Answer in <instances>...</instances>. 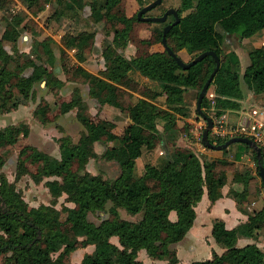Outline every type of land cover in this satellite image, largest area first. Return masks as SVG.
<instances>
[{
	"label": "trees",
	"instance_id": "obj_1",
	"mask_svg": "<svg viewBox=\"0 0 264 264\" xmlns=\"http://www.w3.org/2000/svg\"><path fill=\"white\" fill-rule=\"evenodd\" d=\"M21 1L31 12H38L49 0ZM120 1L50 0L52 11L49 19L60 20L68 13L77 15L79 9L88 5L92 20L100 22L109 11L112 14V35L111 42L105 44L101 51L103 68L92 73L76 65L73 72L87 83L89 96L99 104L126 109L133 119L154 123L160 118L162 128H141L142 142L129 139L138 144L136 150L133 145L129 148L124 144L105 148L102 156L116 158L120 166V173L114 179L106 180L91 174L85 169V164L95 155L92 145L95 141L113 137L112 123L92 121L80 88L74 87L71 96L61 100L57 107L61 113L76 110V117L83 127L78 141L73 142L67 135L59 137V157L29 144L19 148L17 157L18 174L30 172L26 163L33 164L35 169L30 174L35 181L47 178L45 184L53 197L66 194V200L73 203L72 207L63 206L68 211L66 220H61L60 210L52 204L27 206L0 172V254L9 252L11 264H68V255L89 243L94 244L93 250L83 254L80 264H143L137 258L141 249L149 258L167 259L171 264L177 262L171 245L181 240L190 228L195 217L194 207L203 193L206 192L211 202L221 196V188L226 182L221 167L228 161L203 159L176 143L179 130L175 114L184 115L188 110L184 104V90L192 87L199 91L215 65L213 57L207 55L188 68H182L165 49L149 51L151 43L161 42L165 23L161 27L154 26L151 36L144 38L140 24H151L152 21L139 20L136 14H126L120 7ZM177 11L181 18L166 33L168 46L178 56L179 50L185 49L190 57L183 61L191 60L204 50H214L220 57L219 68L201 102L205 112H209L211 98L215 114L239 108V99L243 95L241 81L256 93L264 91V44L248 51L249 61L243 72H240L236 53L231 49L225 51L223 47L226 34H235L243 39L264 27V0H180ZM22 22L23 16L16 13L10 15L0 28V96L13 106L17 105V97L19 100L32 98L38 81L51 87L64 84L51 72L56 59L51 37L36 41L37 60L18 51ZM218 23H224L226 30H217ZM94 36L93 31L79 30L64 34L62 43L66 48H75L76 54L81 56L93 46ZM6 42L10 44V51L6 49ZM128 43H132L136 51L127 58L118 50ZM133 69L158 80L160 88L154 89L138 82L131 76ZM211 88L214 96L209 94ZM134 92L140 96L132 101ZM163 94L166 108L156 103ZM43 104L37 105L35 114L44 111ZM19 132L15 125L1 127L0 144L16 143ZM22 134L26 135L27 131L22 129ZM160 134H163L169 150L163 164L156 166L147 162L144 172L135 176L130 165L141 156L140 147L144 145L149 154L156 149L162 151ZM226 139H217L216 143ZM236 144L240 151L234 154L235 159L251 149L242 142ZM260 147L264 165V149ZM252 157L258 173V161L253 150ZM3 163L0 155V168ZM139 182L143 185L142 193L138 189ZM170 187H174L173 191ZM231 194L238 205L245 197L244 191L231 190ZM107 202L111 203L107 218L99 223L88 220L89 212L102 210ZM119 208L131 213L141 210L142 213L138 219L130 220L119 215ZM171 211L175 213L173 219ZM250 220L264 221V207L254 211ZM257 228L258 224H248L236 231H228L222 220H215L211 234L225 248L224 252H213L209 259L187 264H264L254 244L235 245L238 236H255Z\"/></svg>",
	"mask_w": 264,
	"mask_h": 264
},
{
	"label": "rangeland",
	"instance_id": "obj_2",
	"mask_svg": "<svg viewBox=\"0 0 264 264\" xmlns=\"http://www.w3.org/2000/svg\"><path fill=\"white\" fill-rule=\"evenodd\" d=\"M179 1L180 0H162L160 4L156 5L147 13L149 15H159L160 12L167 7L178 8ZM111 2H115V0H111ZM144 4L145 3H141L139 5L137 0L120 1L121 9L128 15L135 14L137 8ZM51 11L52 4L50 0L47 1L45 7L38 12H31L21 0H0L1 27L4 26L6 19L8 20L10 15L19 13L23 16L22 30L17 41L19 52L35 57L37 60L38 57L35 56L36 50L34 49L37 48L36 41L44 37L52 38L51 47L56 59L51 68V72L64 82L61 87H51L50 85L44 84L43 81H38L34 85V96L29 99L23 98L21 100H19L20 97H17L16 106L11 105L9 101L0 96V128L6 125H15L20 131L16 143L12 145L5 143L0 144V155L4 159L0 172L6 177L7 181L14 186L15 190L19 192L27 206L37 207L39 205L52 204L60 210L61 220L65 221L68 211L63 208V206H73L72 202L66 200V194L63 193L58 197H53L45 184L47 178L35 181L30 174V172L35 169V165L33 166V164L26 163L30 172L18 174L17 170L18 150L21 146L29 144L35 146L39 150L49 153L51 156L59 157V137L67 135L73 142H77L82 135L83 127L76 117V110L72 109L68 112L61 113L57 107L58 103L61 100L68 99L71 96L74 87H79L82 98L87 104V114L89 118L97 123L104 120L112 123L111 131L113 137L95 141L92 145L95 155L91 156L85 164V169L87 171L91 174H97L106 180L114 179L120 173V166L116 158L106 159L102 156L105 148L112 145L117 146L124 144L129 148L133 145L134 147H131L136 150L138 144L132 143L134 140L131 136L128 135L127 137V128L128 130L132 128L130 122L132 125H140L137 132L142 139L135 140L140 143L143 140L141 128L145 127L147 129L152 127L159 130L162 126V120L158 118L153 125V123L149 121L147 122L145 119H133L126 109L120 110L117 107L107 104H99L94 98L89 96L87 83L73 72V68L76 65H81L92 73H97L103 68L101 51L105 44L111 42L112 35V22L110 20L112 14L109 11L107 12L108 14L106 13L105 18L100 22H94L92 20L88 5L79 9L77 15H71L68 13L67 16L60 20L49 19ZM184 13L185 12L182 14ZM233 13L232 15H234ZM170 18L171 15L167 17L166 22ZM164 23L165 22H158L157 27H161ZM226 28L227 26L224 23H218L216 25V29L220 31H225ZM79 30L93 31L95 35L93 46L81 56L76 54L75 48H66L62 43V37L64 34L76 33ZM242 40V38H239L235 34H226L223 41L224 50L226 51L228 48L231 49L232 47H240ZM5 44L6 49L10 51V44L8 42ZM118 51L127 58L132 56L130 51L126 48L119 49ZM246 56L245 51L242 50L241 57L243 58V61ZM138 95L137 92H134L131 98L132 101H134ZM161 101L162 100L160 99L157 100L158 103ZM39 104H43L44 111L35 114L34 110ZM22 129L27 131L26 135L22 134ZM156 143H159V140ZM249 153H252V149L249 150ZM141 159L140 157L135 158L130 165L131 171H133L135 176H139L144 172V168H142L144 162ZM140 160L143 163H140ZM173 188L174 187H170L172 191ZM138 189L140 190V193L144 192L143 185L140 184V182L138 184ZM168 194H171L170 190H168ZM110 205L111 203L107 202L102 210L89 212L87 217L88 220L94 223H99L101 220L107 218L109 216ZM118 212L121 217L130 220L138 219L142 213L141 210H136L133 213L127 212L123 208H119ZM172 215L173 214H171L170 217L174 218ZM79 238H82V235H80ZM112 241L116 242V238L112 237ZM176 245H178V243H176L175 246ZM93 247V243L79 246L68 255L66 262L68 264H80L83 254L91 252ZM172 250H174L175 253L177 251V255L180 256L179 247H173ZM137 258L140 259L143 264H168L167 259L153 261L146 258L143 256L142 250L138 251ZM11 262L12 256L9 252L0 254V264H11ZM178 262L171 264H178Z\"/></svg>",
	"mask_w": 264,
	"mask_h": 264
},
{
	"label": "crops",
	"instance_id": "obj_3",
	"mask_svg": "<svg viewBox=\"0 0 264 264\" xmlns=\"http://www.w3.org/2000/svg\"><path fill=\"white\" fill-rule=\"evenodd\" d=\"M144 1L147 0H137V3L140 5ZM156 22L158 21H152L151 24L146 25L140 24L144 38H149L151 36L152 28L157 26ZM241 43L240 47H232L231 50H233L238 56L240 72H243L244 67L249 61L247 55L248 51L251 48L264 44V27L250 37L243 38ZM125 48L130 51L131 54H134L136 51L135 46L131 43H128ZM148 49L151 52L162 51L164 47L161 42H156L151 43ZM227 50L230 49L228 48ZM240 50H244L247 55L244 58V61L241 57ZM178 54L182 60H188L190 57L185 49L179 50ZM133 70L134 71H131L132 76L138 82L154 89L160 88L158 80L149 78L138 70ZM241 90L243 95L239 99L240 107L236 109H225L222 114L225 116L226 121L231 125H243L249 129H254V131H259L260 140L258 142L264 149V91L256 93L252 89H249L243 81H241ZM197 93V90L192 87H186L184 90V104L188 110L184 115L178 113L175 114L179 130L176 143L182 148L190 149L203 159H225L228 161V164L221 167L226 175V182L221 188V196L213 202L209 200L206 192L203 193L201 199L194 207L195 217L191 222L190 228L183 238L176 242L178 245L175 246L176 243L171 245V249L173 247H179L180 256L177 255L176 251V257L178 256L177 262L179 260L178 264H187L191 261L209 259L212 257L213 252L221 254L225 250L224 247L214 240L211 234L212 224L215 220H222L228 231H236L240 227L248 224H258L259 228L255 230V236L240 235L237 237L235 245L242 247L247 244H254L261 256V261H263L264 221L250 220L254 211L264 207V188L261 185V179L258 173H256L252 153H249V150H246L242 152L238 159H235L234 154L240 151L236 142L229 144L223 149H212L202 143L201 132L203 130L202 127L204 121L200 119L195 110ZM209 94L213 96L215 95L212 88L209 90ZM159 99L162 101L160 103L156 101V103L161 108H166L165 95H160L157 100ZM130 125L132 128L129 130L127 128L128 135L131 136L133 140H141L142 137H140L137 132L140 125H132L131 122ZM141 151L140 159L142 158L141 160L144 163L141 160L139 162L143 163L142 168H144V165L147 164V162L156 166L163 164L164 156H166L163 146L162 151L161 149H156L154 153L149 154L146 147L142 145ZM231 190L245 192V197L241 200L239 205L232 196ZM171 214H173L172 216L175 218V213L173 211L170 212V216ZM141 250L143 251V256L146 258L153 261H162L149 258L145 250Z\"/></svg>",
	"mask_w": 264,
	"mask_h": 264
},
{
	"label": "water",
	"instance_id": "obj_4",
	"mask_svg": "<svg viewBox=\"0 0 264 264\" xmlns=\"http://www.w3.org/2000/svg\"><path fill=\"white\" fill-rule=\"evenodd\" d=\"M161 1L162 0H151L147 4L143 5L142 7H140L138 9V11L136 13V17L139 20H143V21L166 22V19L169 15L173 16L174 19L171 20L170 22L165 23L163 28H162L161 43H162L164 49L167 51V53L169 55H171L175 59L177 64L182 68H188L190 65L200 61L201 59H203L207 55H211L214 59V62H215V65H214L212 71L210 72L209 76L207 77V79L205 80L202 87L199 89V91L197 93L196 104H195V110H196L197 114L200 117H202L205 121V125L203 127L202 132H201L202 143L205 146L212 148V149H223V148L227 147L229 144L234 143V142H242V143L248 145L256 153V157H257V161H258V175L261 179V183H262L263 188H264V165L262 164L261 147L256 142V140H254L252 137H249L246 135H237V136H232V137L227 138L222 143H213L209 138V133H210L212 126H213V120H212V117L210 115H208L202 109L201 102H202V99H203V97L207 91V88H208L214 74L216 73V71L219 68L220 57L215 53L214 50H204V51H201V52L195 54L191 60L183 61L166 43V33L168 32L170 27L173 26L174 24L178 23L180 18H181V15L177 11V9L174 7H168L160 15H144V13L146 11H148V10L152 9L153 7H155L156 5L160 4ZM160 137H161V144L163 146L164 152L166 155H168L169 150H168V146L165 143L163 134H160Z\"/></svg>",
	"mask_w": 264,
	"mask_h": 264
},
{
	"label": "built area",
	"instance_id": "obj_5",
	"mask_svg": "<svg viewBox=\"0 0 264 264\" xmlns=\"http://www.w3.org/2000/svg\"><path fill=\"white\" fill-rule=\"evenodd\" d=\"M208 109H209V112H206V113L210 115L213 120V126L209 133V138L212 139L213 143H216L217 139L229 138V137L237 136V135H246L249 137L252 136L253 139L256 140L257 142L260 140L259 131H254V129L252 128L249 129L247 127H244L243 125H231L226 121V118L223 114L213 113L214 100L212 98L210 99V106ZM200 119L202 121L204 120L202 117H200Z\"/></svg>",
	"mask_w": 264,
	"mask_h": 264
},
{
	"label": "flooded vegetation",
	"instance_id": "obj_6",
	"mask_svg": "<svg viewBox=\"0 0 264 264\" xmlns=\"http://www.w3.org/2000/svg\"><path fill=\"white\" fill-rule=\"evenodd\" d=\"M150 1H151V0H150ZM150 1H148V2H150ZM148 2H147V3H148ZM147 3H145V4H147ZM145 4H144V5H145ZM141 7H142V6H141ZM139 8H140V7H139ZM139 8H137V10L135 11V14L137 13V11H138ZM153 8H154V7H153ZM167 8H168V7H167ZM165 9H166V8H165ZM165 9H163V10L160 12V14H162V13L164 12ZM176 9H177V8H176ZM150 10H151V9H150ZM148 11H149V10H148ZM148 11H146V12L144 13V15H149V14L147 13ZM160 14H159V15H160ZM173 19H174V18H173V16L171 15V18H170L167 22H170V21L173 20ZM167 22H165V23H167Z\"/></svg>",
	"mask_w": 264,
	"mask_h": 264
}]
</instances>
